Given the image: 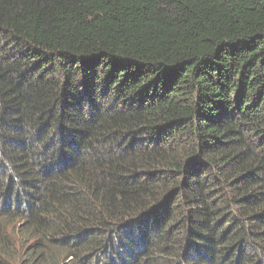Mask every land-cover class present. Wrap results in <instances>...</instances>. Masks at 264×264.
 I'll list each match as a JSON object with an SVG mask.
<instances>
[{
    "label": "trees",
    "instance_id": "obj_1",
    "mask_svg": "<svg viewBox=\"0 0 264 264\" xmlns=\"http://www.w3.org/2000/svg\"><path fill=\"white\" fill-rule=\"evenodd\" d=\"M0 264H264V0H0Z\"/></svg>",
    "mask_w": 264,
    "mask_h": 264
}]
</instances>
